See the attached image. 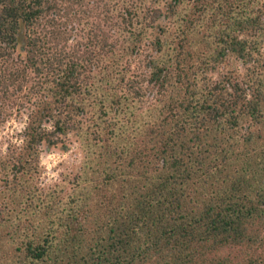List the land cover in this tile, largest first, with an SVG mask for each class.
Wrapping results in <instances>:
<instances>
[{"label": "trees", "instance_id": "trees-1", "mask_svg": "<svg viewBox=\"0 0 264 264\" xmlns=\"http://www.w3.org/2000/svg\"><path fill=\"white\" fill-rule=\"evenodd\" d=\"M12 118L0 264H264V0H0Z\"/></svg>", "mask_w": 264, "mask_h": 264}, {"label": "rangeland", "instance_id": "rangeland-1", "mask_svg": "<svg viewBox=\"0 0 264 264\" xmlns=\"http://www.w3.org/2000/svg\"><path fill=\"white\" fill-rule=\"evenodd\" d=\"M24 123L12 118L0 126V150H3L8 142H14L19 138ZM81 153L74 142L67 151L57 149L49 150L41 155V164L44 168L42 183L52 185L59 181L61 173L72 170L80 162Z\"/></svg>", "mask_w": 264, "mask_h": 264}]
</instances>
